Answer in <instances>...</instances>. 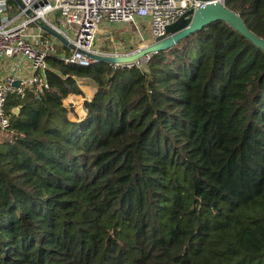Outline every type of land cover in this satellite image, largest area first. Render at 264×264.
Returning <instances> with one entry per match:
<instances>
[{
    "label": "trees",
    "instance_id": "16d2710c",
    "mask_svg": "<svg viewBox=\"0 0 264 264\" xmlns=\"http://www.w3.org/2000/svg\"><path fill=\"white\" fill-rule=\"evenodd\" d=\"M223 2L264 38V0ZM61 55L6 102L0 264H264V50L216 20L145 70Z\"/></svg>",
    "mask_w": 264,
    "mask_h": 264
},
{
    "label": "built area",
    "instance_id": "2783aa9c",
    "mask_svg": "<svg viewBox=\"0 0 264 264\" xmlns=\"http://www.w3.org/2000/svg\"><path fill=\"white\" fill-rule=\"evenodd\" d=\"M20 1L23 7L18 5V12L12 17L6 15L7 0L0 2V60L21 58L28 63L31 72L22 76L0 74V142L9 126V116L5 109L8 96L17 94L23 97L26 89L33 86L39 92L49 88L44 71L47 68V56L55 50L51 41L43 39V30L35 20L44 21L72 45L69 55H61L65 62L88 65L94 61L90 54L129 56L136 53L155 43L157 37L164 36L165 27L176 21L188 9L195 10L205 4L200 0ZM219 1L224 3L223 0ZM27 10H30L29 14L26 13ZM19 16L25 18L17 21ZM144 20L151 26L150 38L141 37L142 42L135 49L103 52L97 48L96 34L101 21L130 23L141 35L138 23ZM32 25L36 26L34 33L30 31ZM154 53L156 52H147L132 61L110 62L109 65L112 69L137 67L145 70ZM15 80H19L18 86L13 85Z\"/></svg>",
    "mask_w": 264,
    "mask_h": 264
},
{
    "label": "water",
    "instance_id": "95a60500",
    "mask_svg": "<svg viewBox=\"0 0 264 264\" xmlns=\"http://www.w3.org/2000/svg\"><path fill=\"white\" fill-rule=\"evenodd\" d=\"M205 4L197 9H188L183 15H181L176 21L165 27V35L157 37L156 42L138 50L136 53L129 56H112V55H96L90 54L91 58L95 61L104 62H124L132 61L144 55L147 52H157L169 47H172L178 40L193 33L197 30H201L209 23L222 20L239 31L246 38L250 39L255 45L264 50V38L254 34L244 23L240 15L227 8L224 3L219 0H200ZM15 2L23 7V3L20 0ZM27 14L30 10L26 11ZM35 23L45 32L51 34L58 39L64 46L72 48V45L55 29L50 27L44 21L35 20ZM19 80H15L14 86H18Z\"/></svg>",
    "mask_w": 264,
    "mask_h": 264
},
{
    "label": "rangeland",
    "instance_id": "374dc122",
    "mask_svg": "<svg viewBox=\"0 0 264 264\" xmlns=\"http://www.w3.org/2000/svg\"><path fill=\"white\" fill-rule=\"evenodd\" d=\"M138 27L141 29V35L138 33L137 28L130 23L101 21L96 34L97 48L103 52L135 49L141 44V37L148 39L151 33V26L146 20L139 22ZM109 32L113 34H109ZM45 38L52 41L55 50L54 53L60 52L65 55L70 54V48L64 46L51 34L47 33ZM83 81L92 85V83L86 79Z\"/></svg>",
    "mask_w": 264,
    "mask_h": 264
},
{
    "label": "crops",
    "instance_id": "0c3cea01",
    "mask_svg": "<svg viewBox=\"0 0 264 264\" xmlns=\"http://www.w3.org/2000/svg\"><path fill=\"white\" fill-rule=\"evenodd\" d=\"M7 2H8V9H7L6 15H8L9 17H12L18 12L19 6L15 2V0H7ZM24 18H25L24 16H19L17 18V21H21ZM35 29H36L35 25H32L30 27V31H32L33 33L35 32ZM46 34L47 32L43 30V34H42L43 39H47L45 38ZM30 72L31 70L29 68L28 63H26V61L22 60L21 58H11V59L3 58L0 60V74L1 75H5L9 73V74H15L16 76H22L23 74H29ZM83 80L84 79H79L78 81L79 88L81 89L82 94L70 93L63 100V103L65 104V106L72 108L79 116L80 114L83 113V109H82L83 102L85 100H89L95 91V88L92 85H90L87 82H84Z\"/></svg>",
    "mask_w": 264,
    "mask_h": 264
},
{
    "label": "clouds",
    "instance_id": "9594fccd",
    "mask_svg": "<svg viewBox=\"0 0 264 264\" xmlns=\"http://www.w3.org/2000/svg\"><path fill=\"white\" fill-rule=\"evenodd\" d=\"M0 2H2V0H0Z\"/></svg>",
    "mask_w": 264,
    "mask_h": 264
}]
</instances>
